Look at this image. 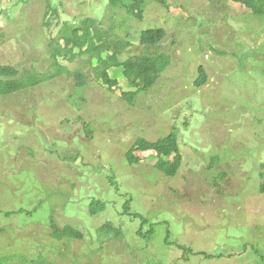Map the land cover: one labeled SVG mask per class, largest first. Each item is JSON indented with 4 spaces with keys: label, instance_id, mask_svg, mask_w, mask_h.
<instances>
[{
    "label": "rangeland",
    "instance_id": "374dc122",
    "mask_svg": "<svg viewBox=\"0 0 264 264\" xmlns=\"http://www.w3.org/2000/svg\"><path fill=\"white\" fill-rule=\"evenodd\" d=\"M111 1H0V67L32 83L0 94V264H264V13L143 0L138 19L125 9L134 0ZM86 19L107 45L68 52ZM151 29L166 36L147 48ZM117 41L129 43L119 62L138 59L130 68L152 87L135 93L122 68L102 70ZM173 130L176 176L153 167V152L128 163L137 139ZM96 201L105 208L91 214ZM51 219L83 239H54ZM106 223L119 238L98 233Z\"/></svg>",
    "mask_w": 264,
    "mask_h": 264
},
{
    "label": "trees",
    "instance_id": "16d2710c",
    "mask_svg": "<svg viewBox=\"0 0 264 264\" xmlns=\"http://www.w3.org/2000/svg\"><path fill=\"white\" fill-rule=\"evenodd\" d=\"M1 1V0H0ZM234 2L245 5L248 8H252L254 12L257 14L264 13V0H233ZM160 3L162 1L159 0ZM158 2V3H159ZM111 3L116 5V1L112 0ZM118 3V1H117ZM143 4V0H134L131 4L125 5V9L128 14L133 15L138 19H142L143 13L141 11V6ZM57 11L54 10L52 15H56ZM81 27L71 26V36H68L64 39L65 50L68 52H72L74 49H78L81 53L83 48H86L87 51L97 52L101 48L105 47L106 41H102V33L99 26H96L95 19H86L82 22ZM166 36V32L163 29H151L144 31L139 36V43L142 46L147 48L157 46L159 42H161ZM96 39L100 41L98 45L95 44ZM129 47V43H123L121 41H117L111 45V56L108 59L102 62V70L105 72L112 67L122 68L123 76L125 77L128 86L137 89L139 93L140 91H145L146 89L153 86L154 81H147V79L141 78L135 71H133L130 67L133 66V61L138 59H129L126 62H119V57L122 54V50ZM54 56V53H53ZM151 57V56H149ZM145 60L149 58L145 57ZM18 75V71L15 68L10 66H2L0 67V76L3 79L0 80V94L7 95L13 94L17 90L22 88H26L32 83L30 82H21L16 77ZM76 78L80 80V75L77 74ZM104 78V77H103ZM101 79L102 82H105L108 85L114 83L113 80H109L106 78ZM207 75L203 69V67L199 68L198 78L195 81V86L197 88H201L207 83ZM79 84V81L78 83ZM128 96H133L132 93H127ZM135 152H153L154 155L149 158L153 162V167L161 172L164 176L174 177L178 173L181 164H182V155L179 151L178 145V137L173 130L169 135L164 138L158 139L156 141H147L145 139H137L134 144L128 149L126 153V160L130 165L137 164L141 159L135 156ZM217 163L215 158H212V165ZM223 178L225 175L222 176ZM264 189V184L262 189ZM104 203L100 201L93 202L90 207L91 214H98L104 210ZM130 209V202H126L124 211L128 213ZM136 216V215H135ZM146 223V220H143V224ZM153 229L151 230V233ZM98 233H103L106 236H113L114 238H119L121 235V231L116 229L111 223L104 224L100 229H98ZM139 234L141 232L139 231ZM51 236L54 239L62 240V239H71V240H82L83 234L76 230L71 226H65L64 228H58L53 219H51ZM168 239V237H167Z\"/></svg>",
    "mask_w": 264,
    "mask_h": 264
}]
</instances>
